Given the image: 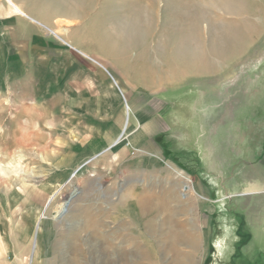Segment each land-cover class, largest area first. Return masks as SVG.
Returning <instances> with one entry per match:
<instances>
[{"label":"rangeland","instance_id":"374dc122","mask_svg":"<svg viewBox=\"0 0 264 264\" xmlns=\"http://www.w3.org/2000/svg\"><path fill=\"white\" fill-rule=\"evenodd\" d=\"M12 1L0 261L264 264V0Z\"/></svg>","mask_w":264,"mask_h":264},{"label":"bare ground","instance_id":"6f19581e","mask_svg":"<svg viewBox=\"0 0 264 264\" xmlns=\"http://www.w3.org/2000/svg\"><path fill=\"white\" fill-rule=\"evenodd\" d=\"M6 2H7V4H8V8H9V10H10V12L12 13V14H16V15H18V16H21V17H25L26 16V13H24L21 9H20V7L18 6V5H16L15 3H13V1L12 0H6ZM57 24H59V25H61V24H63L64 22H60V21H58V22H56ZM67 23V22H66ZM120 138V137H119ZM119 140V139H118ZM117 144V142L116 143H114L113 144V146L114 145H116ZM182 189H183V192H188V191H190L191 192V188H189V186H187V184L186 185H184L183 187H182ZM163 206H164V204H163ZM144 210L146 209L145 207L143 208ZM170 236H169V238H168V242L171 244L170 245V247H176L177 246V243L178 244H180L181 242H188L190 239H187V237H182V236H180L178 233H174V232H169L168 233ZM194 243V242H193ZM170 249H172V248H170ZM187 263V261H186V259H185V257H182L178 252H175V259H174V264H186Z\"/></svg>","mask_w":264,"mask_h":264},{"label":"crops","instance_id":"0c3cea01","mask_svg":"<svg viewBox=\"0 0 264 264\" xmlns=\"http://www.w3.org/2000/svg\"><path fill=\"white\" fill-rule=\"evenodd\" d=\"M13 16H18L16 14H12ZM0 264H22L21 261L16 257H9L6 259V261H3V259L0 261Z\"/></svg>","mask_w":264,"mask_h":264},{"label":"water","instance_id":"95a60500","mask_svg":"<svg viewBox=\"0 0 264 264\" xmlns=\"http://www.w3.org/2000/svg\"><path fill=\"white\" fill-rule=\"evenodd\" d=\"M88 162H89V161H88ZM88 162H87V163H88ZM76 171H77V170H76ZM76 171H75V172H76Z\"/></svg>","mask_w":264,"mask_h":264}]
</instances>
